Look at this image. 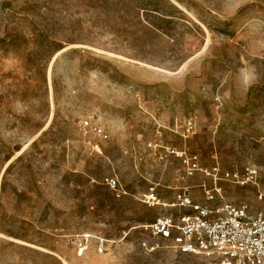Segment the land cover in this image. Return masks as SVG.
Returning a JSON list of instances; mask_svg holds the SVG:
<instances>
[{"label": "rangeland", "instance_id": "1", "mask_svg": "<svg viewBox=\"0 0 264 264\" xmlns=\"http://www.w3.org/2000/svg\"><path fill=\"white\" fill-rule=\"evenodd\" d=\"M263 183L264 0H0V264H207L138 228L170 211L142 194Z\"/></svg>", "mask_w": 264, "mask_h": 264}, {"label": "built area", "instance_id": "2", "mask_svg": "<svg viewBox=\"0 0 264 264\" xmlns=\"http://www.w3.org/2000/svg\"><path fill=\"white\" fill-rule=\"evenodd\" d=\"M81 127L96 136L107 137L104 130L89 119H85ZM173 153L181 157L189 169H197L196 155L187 156L184 151ZM225 176L244 186L256 183L258 169L247 166L241 174L225 173ZM105 184L120 192L117 179L107 177ZM218 190L215 192L219 193ZM205 194L206 200L213 198L210 192ZM140 200L148 208L170 210L151 221L140 223L138 228L153 237L169 241L175 251L199 256L207 260V264H264V183L256 192L258 206L255 208L224 200L214 205L199 203L184 189L176 192L172 200L166 201L153 186L142 194ZM73 238L75 248L81 254L88 249L92 235L80 233Z\"/></svg>", "mask_w": 264, "mask_h": 264}]
</instances>
